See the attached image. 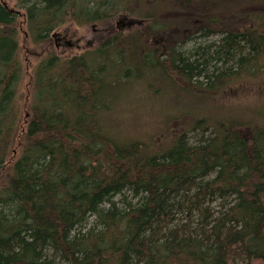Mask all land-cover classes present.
<instances>
[{
	"label": "trees",
	"instance_id": "16d2710c",
	"mask_svg": "<svg viewBox=\"0 0 264 264\" xmlns=\"http://www.w3.org/2000/svg\"><path fill=\"white\" fill-rule=\"evenodd\" d=\"M17 4L42 44L68 20L89 25L126 13L146 25L122 44L114 34L80 56L45 57L22 119L18 16L0 0V264H264L262 125L202 116L192 128L212 135L190 142L185 128L158 147L121 134L110 114L114 88L144 67L176 74L189 93L214 92L242 72L259 82L264 13L252 10L264 0ZM182 19L171 48L167 23ZM195 34L220 38L184 53L179 44Z\"/></svg>",
	"mask_w": 264,
	"mask_h": 264
},
{
	"label": "rangeland",
	"instance_id": "374dc122",
	"mask_svg": "<svg viewBox=\"0 0 264 264\" xmlns=\"http://www.w3.org/2000/svg\"><path fill=\"white\" fill-rule=\"evenodd\" d=\"M3 1L8 8L16 11L18 16V52L24 70L19 89L22 119L26 117V108L31 94L32 75L36 65L49 54L58 58L79 55L76 48L68 50L58 48L55 44V38L52 37L53 34L67 32L73 36L74 41L79 40L80 48L86 49L97 46L105 37L114 34H120L117 43L122 44L123 41L126 42L128 37L135 38L133 36L134 29H143L146 25L143 23L144 27H140L139 25L142 24H136L138 18L126 13H118L111 18H103L89 25L83 24L84 22L74 24L68 20L51 31L49 42L42 44V42L33 41L27 34L25 12L17 4V0ZM263 10L264 8L256 5L252 12L262 11L264 13ZM184 25H187L186 19L176 21L175 24L174 22L167 23L168 37L171 38L174 45L171 48L177 46V43H174L178 37H174L176 34L174 31L185 28ZM141 37L143 39L142 43H145V34ZM219 38L220 35H214L205 40V38H198L195 34L183 39L184 41L179 44V49L184 53L192 52L193 54L198 47H205L213 42L216 43ZM72 39L71 41H73ZM137 41H139L138 38ZM261 71H264V68ZM251 73L255 74V71L251 70ZM162 74L154 66L152 68L144 67L138 70L132 78L121 81L114 88L111 98H115V101L110 114L113 119L117 120L116 126H119L120 130L118 131L121 134L140 141H155L152 145L161 147L180 132H184L185 128L188 130L185 136L190 142H194L200 136L212 135L210 133L211 128H208V130L192 128L194 121L203 120L202 116L215 120L214 122L216 124L218 122L219 126H221V123L226 122L227 117L234 118V115L240 116L244 121H249V118L252 117L250 122H254L253 125L258 124L264 127V75L259 82L252 85L249 84V79L251 78L254 81L256 78L242 72L236 77L233 76V78L224 77L223 83L214 92L210 93V90H208L204 93L200 88H195L194 90L191 89L192 92L189 93L185 88V81L181 77L174 73H171V77H165ZM204 84L202 83L201 86H204ZM243 116H247V118ZM209 125L211 126V123ZM23 126L24 124L22 128ZM124 194L129 200H132V203L135 202L136 199H131L128 192ZM120 199L121 196L114 198L115 201ZM120 205L121 203L117 204L118 207ZM92 222L93 218L91 217L88 224L91 225ZM236 264H245V262L239 260Z\"/></svg>",
	"mask_w": 264,
	"mask_h": 264
},
{
	"label": "flooded vegetation",
	"instance_id": "af4514ba",
	"mask_svg": "<svg viewBox=\"0 0 264 264\" xmlns=\"http://www.w3.org/2000/svg\"><path fill=\"white\" fill-rule=\"evenodd\" d=\"M55 30V29H54ZM65 31V30H64ZM72 35H70V34H68L67 32H65V33H57L56 35H55V44H56V46L58 47V48H63L64 50H68V49H70V48H76V50H78V52H79V55H76V56H80L82 53H84V51L86 50V49H82V48H80V46H79V40H75L74 41V39H72ZM71 39L73 40V41H71ZM72 43V44H71ZM67 58H71V56L70 57H63V58H61V59H67Z\"/></svg>",
	"mask_w": 264,
	"mask_h": 264
},
{
	"label": "water",
	"instance_id": "95a60500",
	"mask_svg": "<svg viewBox=\"0 0 264 264\" xmlns=\"http://www.w3.org/2000/svg\"><path fill=\"white\" fill-rule=\"evenodd\" d=\"M52 37H55V34H53ZM71 44H72V43H71Z\"/></svg>",
	"mask_w": 264,
	"mask_h": 264
}]
</instances>
